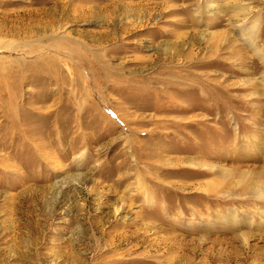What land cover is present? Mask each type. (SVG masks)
Listing matches in <instances>:
<instances>
[{"label":"rangeland","instance_id":"374dc122","mask_svg":"<svg viewBox=\"0 0 264 264\" xmlns=\"http://www.w3.org/2000/svg\"><path fill=\"white\" fill-rule=\"evenodd\" d=\"M0 264H264V0H0Z\"/></svg>","mask_w":264,"mask_h":264}]
</instances>
